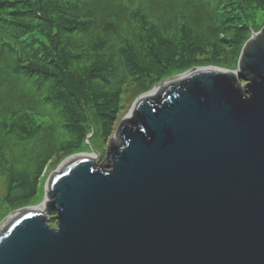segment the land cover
<instances>
[{
	"label": "water",
	"instance_id": "obj_1",
	"mask_svg": "<svg viewBox=\"0 0 264 264\" xmlns=\"http://www.w3.org/2000/svg\"><path fill=\"white\" fill-rule=\"evenodd\" d=\"M208 67L142 95L103 167L78 153L52 172L48 212L0 225V264H264V26L237 71Z\"/></svg>",
	"mask_w": 264,
	"mask_h": 264
},
{
	"label": "trees",
	"instance_id": "obj_2",
	"mask_svg": "<svg viewBox=\"0 0 264 264\" xmlns=\"http://www.w3.org/2000/svg\"><path fill=\"white\" fill-rule=\"evenodd\" d=\"M263 24L264 0H0V94L32 81L0 97V218L29 203L53 158L108 138L127 85L237 63ZM16 147L22 164L9 162Z\"/></svg>",
	"mask_w": 264,
	"mask_h": 264
},
{
	"label": "rangeland",
	"instance_id": "obj_3",
	"mask_svg": "<svg viewBox=\"0 0 264 264\" xmlns=\"http://www.w3.org/2000/svg\"><path fill=\"white\" fill-rule=\"evenodd\" d=\"M227 58H228V61H226L227 63H225L224 65H221V66L220 65H212V66L221 67L222 69H226L228 71H237L238 70V62L236 63L235 60L229 61L230 57L228 55H227ZM229 63H231V65H229ZM205 66H208V65H199V67H205ZM238 81L243 86H246L247 83L249 82V80L239 78V77H238ZM31 84H32V81L27 82V83H23L17 78L12 79V80H10V82H8V85L0 94V97H2L4 99L11 100L13 98H11L9 96H14L15 93L29 92ZM141 89H142L141 85L137 82H135L133 84H129V85H127V87H125L126 92L123 94L122 102H121L122 109L120 110V114H119L118 118L116 119V121L112 125V131L108 135L107 139H104L99 134L98 130L96 129L97 130L96 135L92 138V146L89 147V149L85 151V152L93 154V155L95 154V152L100 154V155H98V158L95 161L96 166L104 164L105 157H106L105 156L106 155L105 150L108 147L112 138L114 137L115 132L118 129L120 123L123 121V119L125 117H127L131 114L134 104L137 102V100L142 95H144V92L140 93ZM147 92H149V91H147ZM145 94H147V93H145ZM26 102H28V99H26ZM32 104L33 103L31 102L30 105H32ZM10 151L12 153V156L9 157L10 163L22 164L25 161L23 159L24 156L21 153L22 152L21 147L11 148ZM71 155H73V154H71ZM69 156H67L65 159H63L60 163H57L59 161V158L57 156L55 158H53L51 160V163L48 164V168L46 169V171L41 176L40 190L30 199L29 203L21 205L19 208H16V209L6 213L2 219L0 218V225L2 224V222L5 219H7L10 216L11 213H13L17 210L23 209V208L28 207V206L29 207H31V206L32 207H34V206L40 207L39 205H42V204L44 205V203H41V202L45 198L46 185H47L48 177L50 176V174L52 172L56 171ZM18 159H20V160H18ZM105 168H108V166L105 165ZM6 189H7L6 181L4 179H0V200L5 195ZM51 200L52 199H50V201ZM44 212L45 213L48 212V209L44 208ZM47 214H48V223L51 224L52 226H55L56 221H57V219H56L57 212L51 211Z\"/></svg>",
	"mask_w": 264,
	"mask_h": 264
},
{
	"label": "bare ground",
	"instance_id": "obj_4",
	"mask_svg": "<svg viewBox=\"0 0 264 264\" xmlns=\"http://www.w3.org/2000/svg\"><path fill=\"white\" fill-rule=\"evenodd\" d=\"M196 68V67H195ZM208 68H216L215 66H210V67H208ZM221 70H226V69H221ZM164 84V83H163ZM162 83L160 84V85H157L155 88H154V91H156L155 89H157V88H160L162 85H163ZM153 90L152 91H149V92H146L147 94H149V93H151V92H154ZM144 95H146V94H144ZM91 155H93V154H91ZM95 155V154H94ZM93 155V156H94ZM95 157L96 158H98L97 157V155H95ZM40 207H38V206H36V208H39V209H41V210H44V208L46 209V207H45V205H39ZM32 207V206H31ZM32 208H34V207H32Z\"/></svg>",
	"mask_w": 264,
	"mask_h": 264
}]
</instances>
